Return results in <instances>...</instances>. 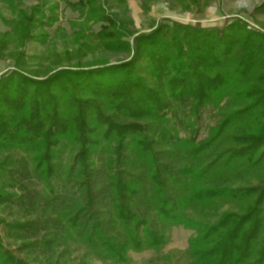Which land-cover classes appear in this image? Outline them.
<instances>
[{
  "label": "trees",
  "instance_id": "16d2710c",
  "mask_svg": "<svg viewBox=\"0 0 264 264\" xmlns=\"http://www.w3.org/2000/svg\"><path fill=\"white\" fill-rule=\"evenodd\" d=\"M213 1L167 0L197 14ZM0 2L22 41L44 43L64 3L81 51L126 55L46 77L18 59L1 74L0 264H87L82 248L117 264L146 251L264 264V33L240 19L140 33L128 0ZM178 227L196 236L164 255Z\"/></svg>",
  "mask_w": 264,
  "mask_h": 264
},
{
  "label": "rangeland",
  "instance_id": "374dc122",
  "mask_svg": "<svg viewBox=\"0 0 264 264\" xmlns=\"http://www.w3.org/2000/svg\"><path fill=\"white\" fill-rule=\"evenodd\" d=\"M43 0H21V8L28 10ZM130 13L135 20V28L140 33L151 31L154 23L161 19L178 21L185 25H200L206 28L222 27L228 21L240 19L249 29L264 33V16L257 15L255 11L264 0H215L206 9L205 14L172 12L167 0H149L150 12L144 14L142 11L143 0H129ZM60 4L58 24L52 29H47L48 38L41 41H22L20 36L14 34L13 26L17 21L15 14L4 3L0 2V76L10 70H14L19 59L22 69L28 73H36L46 77L52 71L61 66H89L99 62L109 61L112 64L126 59L124 54H110L105 52L90 53L82 50V40L76 35L72 25L79 21V15L67 8L64 3ZM209 13V14H208ZM94 32L100 30V25L92 28ZM196 233L182 227L174 228L170 244L165 248L164 255L170 251L185 252L191 238ZM87 253V254H86ZM87 257V264H117L113 261H102L86 252L84 248L78 250L76 256ZM157 254L153 251L130 252L127 264H154L151 263ZM158 264H162V261Z\"/></svg>",
  "mask_w": 264,
  "mask_h": 264
},
{
  "label": "crops",
  "instance_id": "0c3cea01",
  "mask_svg": "<svg viewBox=\"0 0 264 264\" xmlns=\"http://www.w3.org/2000/svg\"><path fill=\"white\" fill-rule=\"evenodd\" d=\"M128 3H129V8H130L131 4H130V1H129V0H128ZM130 11H131V9H130ZM206 12H207V11H206ZM206 12H205V13H206ZM206 14H207V13H206ZM208 14H209V13H208Z\"/></svg>",
  "mask_w": 264,
  "mask_h": 264
},
{
  "label": "built area",
  "instance_id": "2783aa9c",
  "mask_svg": "<svg viewBox=\"0 0 264 264\" xmlns=\"http://www.w3.org/2000/svg\"><path fill=\"white\" fill-rule=\"evenodd\" d=\"M251 29H253V27L252 26H249Z\"/></svg>",
  "mask_w": 264,
  "mask_h": 264
}]
</instances>
